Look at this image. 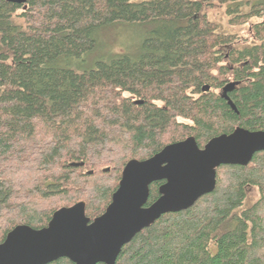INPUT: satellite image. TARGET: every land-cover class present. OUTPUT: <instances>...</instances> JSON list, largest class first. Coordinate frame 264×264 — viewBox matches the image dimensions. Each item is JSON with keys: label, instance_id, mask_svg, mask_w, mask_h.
I'll return each instance as SVG.
<instances>
[{"label": "trees", "instance_id": "obj_1", "mask_svg": "<svg viewBox=\"0 0 264 264\" xmlns=\"http://www.w3.org/2000/svg\"><path fill=\"white\" fill-rule=\"evenodd\" d=\"M221 7L248 23L247 43L208 17ZM116 23L143 28L137 50L89 61ZM228 80L235 110L214 90ZM236 126L264 129V0H0V241L79 200L93 219L129 159ZM114 264H264V150L220 165L211 192L142 228Z\"/></svg>", "mask_w": 264, "mask_h": 264}, {"label": "water", "instance_id": "obj_2", "mask_svg": "<svg viewBox=\"0 0 264 264\" xmlns=\"http://www.w3.org/2000/svg\"><path fill=\"white\" fill-rule=\"evenodd\" d=\"M6 1L21 4L26 0ZM236 84L225 83L220 93L233 110L228 93ZM209 88L204 84L201 90ZM261 150L264 129L236 126L229 133L211 137L202 147L190 135L164 145L149 157L131 158L101 214L90 219L85 202L79 200L54 210L40 228L17 224L0 241V264H46L60 257L73 264H114L121 247L142 228L164 213L190 207L211 192L220 165H246ZM154 181L163 182L158 185L156 199L146 204Z\"/></svg>", "mask_w": 264, "mask_h": 264}, {"label": "rangeland", "instance_id": "obj_3", "mask_svg": "<svg viewBox=\"0 0 264 264\" xmlns=\"http://www.w3.org/2000/svg\"><path fill=\"white\" fill-rule=\"evenodd\" d=\"M208 17L217 22L220 25L221 30H225L230 33H236L238 38H240L241 42L247 43V27L248 23H243L240 25H230L228 24V17L224 12L223 8H215L208 11ZM251 21H255L254 18H251ZM143 32V28L138 24L133 23H116L111 26L105 27L102 31L99 32L97 37V47L94 49L88 57L89 61H93L95 59L105 57V54L110 52L111 47L115 44V48L117 44L120 43V46L125 47L124 49H131L130 51H136L138 48V43L140 40L141 33ZM249 38V37H248ZM231 48H223L229 49ZM222 54V53H221ZM228 52H224V58H227ZM216 72V71H214ZM232 81L228 80L227 82ZM225 82V83H227ZM224 83V84H225ZM223 84V85H224ZM216 92H221V87L214 89ZM128 95L127 92L124 93ZM183 119V118H182ZM181 119V120H182ZM258 197V192L256 188H249L247 190V195L245 198V203H251L255 201Z\"/></svg>", "mask_w": 264, "mask_h": 264}, {"label": "flooded vegetation", "instance_id": "obj_4", "mask_svg": "<svg viewBox=\"0 0 264 264\" xmlns=\"http://www.w3.org/2000/svg\"><path fill=\"white\" fill-rule=\"evenodd\" d=\"M154 182H157V181H154ZM158 182H159V184H161L163 181H158ZM152 183H153V182H152ZM152 183H151V184H152ZM151 184H150V185H151ZM159 184H158V185H159ZM158 185H157V188H158ZM157 193H158V191H157ZM146 204H149V203H146Z\"/></svg>", "mask_w": 264, "mask_h": 264}, {"label": "bare ground", "instance_id": "obj_5", "mask_svg": "<svg viewBox=\"0 0 264 264\" xmlns=\"http://www.w3.org/2000/svg\"><path fill=\"white\" fill-rule=\"evenodd\" d=\"M83 163H84V162H83ZM83 165H84V164H83ZM77 166H78V165H77ZM75 168H76V167H75ZM79 168H80V167H79ZM79 168H78V169H79ZM81 169H82V168H81ZM75 170H77V169H75ZM76 172H77V171H76ZM80 172H81V171H80ZM79 174H80V173H79ZM157 182H158V181H157Z\"/></svg>", "mask_w": 264, "mask_h": 264}]
</instances>
